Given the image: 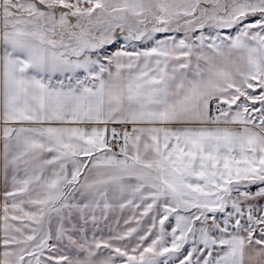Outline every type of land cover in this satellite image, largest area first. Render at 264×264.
Listing matches in <instances>:
<instances>
[{
	"label": "snow or ice",
	"instance_id": "1",
	"mask_svg": "<svg viewBox=\"0 0 264 264\" xmlns=\"http://www.w3.org/2000/svg\"><path fill=\"white\" fill-rule=\"evenodd\" d=\"M0 264H264V0H0Z\"/></svg>",
	"mask_w": 264,
	"mask_h": 264
}]
</instances>
